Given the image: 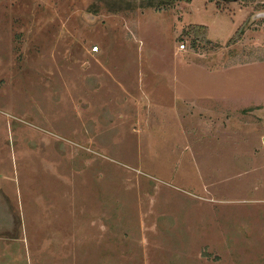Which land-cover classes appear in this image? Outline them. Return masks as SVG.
<instances>
[{
  "label": "rangeland",
  "instance_id": "rangeland-1",
  "mask_svg": "<svg viewBox=\"0 0 264 264\" xmlns=\"http://www.w3.org/2000/svg\"><path fill=\"white\" fill-rule=\"evenodd\" d=\"M0 264H264V0H0Z\"/></svg>",
  "mask_w": 264,
  "mask_h": 264
},
{
  "label": "water",
  "instance_id": "water-1",
  "mask_svg": "<svg viewBox=\"0 0 264 264\" xmlns=\"http://www.w3.org/2000/svg\"><path fill=\"white\" fill-rule=\"evenodd\" d=\"M223 1H237V0H223ZM261 15H256V17H260Z\"/></svg>",
  "mask_w": 264,
  "mask_h": 264
},
{
  "label": "built area",
  "instance_id": "built-area-1",
  "mask_svg": "<svg viewBox=\"0 0 264 264\" xmlns=\"http://www.w3.org/2000/svg\"><path fill=\"white\" fill-rule=\"evenodd\" d=\"M181 48H183V46H181ZM95 50H97V48H95Z\"/></svg>",
  "mask_w": 264,
  "mask_h": 264
},
{
  "label": "trees",
  "instance_id": "trees-1",
  "mask_svg": "<svg viewBox=\"0 0 264 264\" xmlns=\"http://www.w3.org/2000/svg\"><path fill=\"white\" fill-rule=\"evenodd\" d=\"M186 1H189V0H186Z\"/></svg>",
  "mask_w": 264,
  "mask_h": 264
}]
</instances>
